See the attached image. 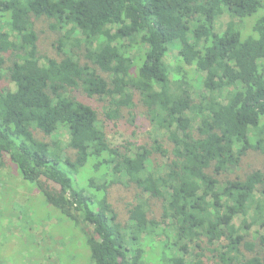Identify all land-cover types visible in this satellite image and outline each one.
<instances>
[{
    "label": "trees",
    "instance_id": "1",
    "mask_svg": "<svg viewBox=\"0 0 264 264\" xmlns=\"http://www.w3.org/2000/svg\"><path fill=\"white\" fill-rule=\"evenodd\" d=\"M40 20L59 57L40 53ZM5 77L0 171L16 166L78 230L87 264H264V165L238 173L264 157V0H0ZM76 90L108 98V120L142 107L150 144L110 142ZM114 186L132 192L125 220Z\"/></svg>",
    "mask_w": 264,
    "mask_h": 264
},
{
    "label": "rangeland",
    "instance_id": "2",
    "mask_svg": "<svg viewBox=\"0 0 264 264\" xmlns=\"http://www.w3.org/2000/svg\"><path fill=\"white\" fill-rule=\"evenodd\" d=\"M260 12L239 21L243 36L251 31ZM228 20V15L222 16L218 29L222 30ZM35 29L38 34L37 43L40 53L59 57L62 50L57 44L59 34L54 31V28L40 20L36 22ZM173 52L177 54V51ZM166 60L171 61V64L174 63L171 57ZM0 85L1 87L11 86L7 77ZM195 86L198 85L195 83ZM74 95L98 111L101 126L110 142L116 145L130 143L132 149L150 144L152 129L148 121L143 118L142 107H138L140 115L138 123L133 124L127 112H124L119 119L108 120L104 115L109 103L108 98L99 96L89 98L78 90L74 92ZM136 99H138L137 95ZM58 134V138L66 144L69 140L68 132L61 129ZM152 158L161 161L158 154H154ZM263 158L259 153H248L241 161L238 173L245 175L253 170L262 169ZM6 164L7 168L0 171V264H87L88 250L83 245L82 236L78 230L60 214L61 218L56 213L54 217L49 210L54 208L45 204L39 191L22 179L21 174L15 169L16 166L9 162ZM110 196L118 212H121V220H125L127 203L131 200L132 192L127 188L114 186L111 188ZM150 203L153 214L159 218L161 215L159 200L154 198ZM242 221V218H237L234 223L240 227L241 224L243 225ZM243 231L251 233L248 240L256 239L257 234H260V229L257 227L243 229Z\"/></svg>",
    "mask_w": 264,
    "mask_h": 264
}]
</instances>
